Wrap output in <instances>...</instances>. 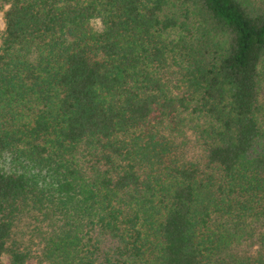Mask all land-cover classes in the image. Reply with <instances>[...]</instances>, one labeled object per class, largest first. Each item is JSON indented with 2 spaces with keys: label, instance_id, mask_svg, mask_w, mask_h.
Masks as SVG:
<instances>
[{
  "label": "trees",
  "instance_id": "obj_1",
  "mask_svg": "<svg viewBox=\"0 0 264 264\" xmlns=\"http://www.w3.org/2000/svg\"><path fill=\"white\" fill-rule=\"evenodd\" d=\"M1 11L0 264H264V0Z\"/></svg>",
  "mask_w": 264,
  "mask_h": 264
},
{
  "label": "rangeland",
  "instance_id": "obj_2",
  "mask_svg": "<svg viewBox=\"0 0 264 264\" xmlns=\"http://www.w3.org/2000/svg\"><path fill=\"white\" fill-rule=\"evenodd\" d=\"M4 28H5V22H4V11H1L0 12V32H2L3 30H4ZM195 150H197V147H195V146H192V152H191V154H190V157H194V156H196L197 154H199L197 151H195ZM6 264H10L9 263V261H8V259H6ZM30 264H41L40 262H39V260H38V258H37V256L36 257H34L31 261H30Z\"/></svg>",
  "mask_w": 264,
  "mask_h": 264
}]
</instances>
